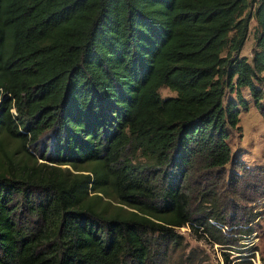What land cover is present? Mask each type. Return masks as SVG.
I'll list each match as a JSON object with an SVG mask.
<instances>
[{
	"label": "trees",
	"instance_id": "16d2710c",
	"mask_svg": "<svg viewBox=\"0 0 264 264\" xmlns=\"http://www.w3.org/2000/svg\"><path fill=\"white\" fill-rule=\"evenodd\" d=\"M242 86L264 118V0H0V264H155L151 233L238 226L207 180L229 160ZM45 131L37 161L26 144Z\"/></svg>",
	"mask_w": 264,
	"mask_h": 264
},
{
	"label": "rangeland",
	"instance_id": "374dc122",
	"mask_svg": "<svg viewBox=\"0 0 264 264\" xmlns=\"http://www.w3.org/2000/svg\"><path fill=\"white\" fill-rule=\"evenodd\" d=\"M253 6V3L249 5V13L253 12ZM254 25L255 20L251 16L248 19L246 38L239 50V54L245 56L248 61H250L251 52L255 47ZM239 91L246 100L247 105L246 109L239 105L237 121L239 127L229 129L227 137L230 148L229 160L220 171L213 170L207 181L209 182L214 177L218 178L216 182L218 194L222 202H227L221 208L222 214L229 223L236 219L240 221V224L238 226H222L213 219L208 218L209 222L218 227V229L213 227L209 229L212 235L204 231L202 226L196 225L195 221L192 222L194 228L185 223L181 226H174L172 232L151 233L149 241L152 242L151 256L155 264H225L224 253L227 254L228 259L235 260L241 256L249 257L254 264H259L260 257L264 256V193L260 192L264 188L262 186L264 179L260 178L261 174L257 172L260 167L264 166V118L253 105L247 87L242 86ZM158 92L161 97L174 94L165 86H160ZM228 97L236 99L234 91L225 87L224 99ZM260 101L264 105V98H261ZM11 111L15 113L13 108H11ZM49 138L50 132L45 131L39 135L34 145L26 144V147L35 156H38L37 149L43 147L44 143L47 144ZM4 147L8 151L14 150L16 147L15 142L7 139L4 142ZM14 154L18 155V152ZM125 154L131 161L143 159L138 151L133 150L131 147L126 150ZM40 160L41 158L38 156L37 161ZM80 166H88V164L85 163ZM68 168L70 171H74L70 165H68ZM236 174H242L244 179L240 185H237L239 186V196L231 194V190L235 187L232 182L233 179L228 182L229 177ZM254 174H258L259 177L254 178ZM207 181L198 178V181L187 182L189 187L192 188L190 210L192 215L197 217H201L202 211L206 210L209 205L196 204L198 198L193 188L205 186ZM248 216L251 219L246 223L245 218ZM245 228H249L250 233L241 232ZM222 235L228 237V239H233L234 243H218L211 237H222Z\"/></svg>",
	"mask_w": 264,
	"mask_h": 264
}]
</instances>
